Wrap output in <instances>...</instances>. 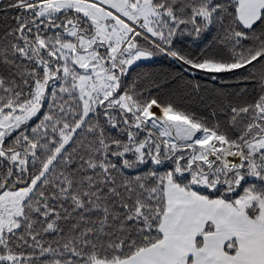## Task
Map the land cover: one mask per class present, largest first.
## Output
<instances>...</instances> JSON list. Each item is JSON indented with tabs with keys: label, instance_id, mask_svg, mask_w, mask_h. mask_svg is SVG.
<instances>
[{
	"label": "snow or ice",
	"instance_id": "1",
	"mask_svg": "<svg viewBox=\"0 0 264 264\" xmlns=\"http://www.w3.org/2000/svg\"><path fill=\"white\" fill-rule=\"evenodd\" d=\"M0 264H264V0H0Z\"/></svg>",
	"mask_w": 264,
	"mask_h": 264
}]
</instances>
